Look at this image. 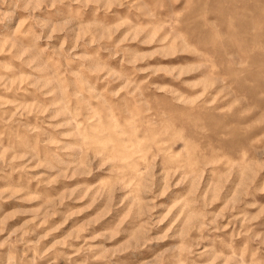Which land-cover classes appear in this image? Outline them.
<instances>
[{
  "label": "rangeland",
  "instance_id": "1",
  "mask_svg": "<svg viewBox=\"0 0 264 264\" xmlns=\"http://www.w3.org/2000/svg\"><path fill=\"white\" fill-rule=\"evenodd\" d=\"M0 264H264V0H0Z\"/></svg>",
  "mask_w": 264,
  "mask_h": 264
}]
</instances>
